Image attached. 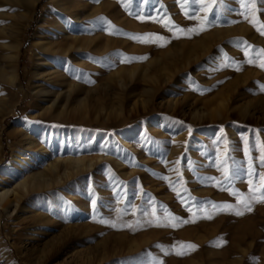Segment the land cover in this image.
<instances>
[{"label":"rangeland","instance_id":"374dc122","mask_svg":"<svg viewBox=\"0 0 264 264\" xmlns=\"http://www.w3.org/2000/svg\"><path fill=\"white\" fill-rule=\"evenodd\" d=\"M31 1L0 0V190L27 181L14 212L0 206V264H264V202L248 212L235 194L264 175V69L244 54L264 49V0H220L190 37L160 22L194 26L184 0H83L74 44L44 62L55 6ZM42 64L61 97L47 120Z\"/></svg>","mask_w":264,"mask_h":264},{"label":"bare ground","instance_id":"6f19581e","mask_svg":"<svg viewBox=\"0 0 264 264\" xmlns=\"http://www.w3.org/2000/svg\"><path fill=\"white\" fill-rule=\"evenodd\" d=\"M38 1L39 0H32V7H30V9L33 8ZM82 1L83 0H52V3L55 6V16L52 23L53 29L51 31V34L49 36H46V38L44 39L45 41H43L39 46V61H43L44 59L58 60L59 58L64 56V54L72 47L75 40L71 41L72 38H70L69 36V31H71L72 26L77 19V16L80 15L79 13L82 8ZM64 21H66L67 24L70 23V25L64 24ZM7 36H10V33H7ZM47 70L48 68H46V64L40 65L41 72H38V79L41 83V88H38V90L36 89V95H39L43 93L44 90H46L45 87H43L44 83L46 84V81L49 82V86H52V90H49L50 96L49 94H47L45 96L46 98L44 99L48 103V106L42 109L45 113H47V116L44 117L45 120H47L48 116L50 115L48 114V112L50 113L51 110L57 108L61 100L60 94L58 93V91H56L57 87L55 85H52L55 84V80L58 77V71L43 73V71ZM0 75H2V77L5 76L4 69L1 64ZM6 77L11 78V80L15 82V69H12L11 74L7 75ZM37 125L40 126L39 124ZM47 126V123L44 124L42 129L48 130V128H46ZM25 141V152L33 151L39 153L41 149L37 148L38 146L34 144V141L31 138H27ZM55 168V165H49L46 168V171L53 172ZM32 179H36V177H33ZM26 182L27 181H23L19 183L14 189H1L2 191L0 190V206L6 211L7 214H9V212L11 211L14 212L16 210L17 204L20 199L17 194V190L21 188L22 191L24 190L25 192H27Z\"/></svg>","mask_w":264,"mask_h":264},{"label":"snow or ice","instance_id":"6c2138e0","mask_svg":"<svg viewBox=\"0 0 264 264\" xmlns=\"http://www.w3.org/2000/svg\"><path fill=\"white\" fill-rule=\"evenodd\" d=\"M98 2V0H96ZM178 3H181V0H177ZM220 3V0H184L183 3H181V8L182 10L184 9L185 4L191 6H195L192 8L191 11H185L184 14L187 18L196 20L197 23L189 28H181L178 25H175L172 21L171 18H167L166 20H161L160 22L164 24L166 28H168L169 31H175L178 34L186 35V36H191L193 34L198 35L200 32L207 30L209 27L213 26L214 20L211 19L210 17L215 16V8L214 6L216 4ZM241 5L245 8L249 7L248 4L244 3V0H241ZM254 7V5H251ZM203 13V15H201ZM243 14V13H242ZM137 19L143 20L144 17L142 16H137ZM247 18V16H246ZM100 21H104L105 18L100 17L98 18ZM106 22V21H105ZM250 23H254L253 21H249ZM110 24V22H108ZM254 26L255 23H254ZM111 27V25H110ZM258 31H261V34L264 35V25H261L258 27ZM114 34V33H110ZM133 39L137 40L140 43H154L158 41H165L166 38L163 36H159L156 34H145L144 36H136L132 37ZM246 43V42H244ZM160 46H163L162 44ZM250 47V46H249ZM244 54L246 59V62L249 64H254L257 63V61H260L258 63V66L264 69V49H259L256 52V57L255 58H248L249 57V52L247 48L244 49ZM142 59H146V57H143ZM233 64H235V61H232ZM237 71H239V67L236 68ZM260 90L264 91V85H260ZM189 132H191V129H189ZM247 155V151L245 153ZM261 161L262 164H264V155L261 156ZM223 175L225 180L231 179L233 175L236 173H230L228 166H225L223 169ZM252 174V171H249V175ZM166 179V178H165ZM259 192V195H256V193ZM249 193L252 195L244 196L239 193H235L237 195V200L238 203H241L244 207V209L248 212L252 211V202H264V175L260 176V184L259 187H255L253 185V181L249 180ZM92 206L95 209L96 206V201L92 200ZM213 208H223V209H229L232 206L228 204H223V205H212ZM243 213L240 211L236 212V215H242ZM155 211H153V217H155ZM168 217V225L172 227H176L178 223H187L188 221H180L179 218L174 217L171 215V213H166ZM210 218V217H209ZM100 223L104 224H109L112 227H116V224L114 222L108 221V220H103L101 219L99 221ZM149 223H152V221H149ZM156 226H167V225H162L159 222H157ZM127 227L131 228L133 227L132 224H128ZM175 247V245L173 246ZM181 248H193L195 247L194 245H180ZM167 254V253H166ZM177 254H182L181 252H178ZM155 264H162V261H156Z\"/></svg>","mask_w":264,"mask_h":264}]
</instances>
